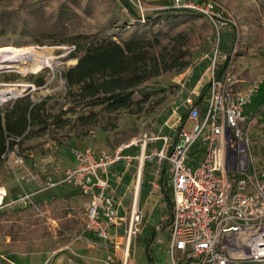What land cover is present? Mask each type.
<instances>
[{"label":"rangeland","instance_id":"374dc122","mask_svg":"<svg viewBox=\"0 0 264 264\" xmlns=\"http://www.w3.org/2000/svg\"><path fill=\"white\" fill-rule=\"evenodd\" d=\"M127 1L141 15L138 19L140 23L144 22L142 14L148 11L176 7L175 0ZM208 1L215 4V10L219 12L217 23L221 26L222 41H219L217 53H231L236 77L243 80L239 85L244 87L254 76L264 72V0H197V3ZM5 2H0V12L12 9ZM202 18L195 25L189 23L188 27L192 35L187 51L191 56L190 62L199 64L191 72L197 79L209 62L201 56L206 54L209 57L214 49L213 25L204 15ZM105 23L96 38L89 35L77 40L64 37L53 40L49 37L34 41L23 35L7 33L0 36V49H11L18 54L37 51L54 63L47 67H29L27 71L21 66L0 70V91L20 89L18 95L2 101L0 114L9 111L16 101L33 105L35 113L34 118L27 119L21 134L7 136L6 154L0 165V188L4 190L0 200V264H104L107 255H113L117 260L123 258L125 247L121 238L117 240L114 251H107L95 236L83 232L84 199L80 195L62 201L61 211L54 206L39 209L40 212L35 210L37 220L34 224L25 222L14 211V208L23 206L17 201L21 193L28 192L32 200H44L51 193L76 190L71 184L44 187L45 177L58 180L66 168L73 166L71 148L90 147L110 152L117 145L133 140L135 145L130 154L138 157L143 135L158 134L159 127H162V133H168L162 122L170 113L172 103L178 102L193 84L190 76L187 77L190 81L185 79L183 70L173 68L136 85L130 90V101L126 107L111 110L99 99L79 97L76 86H67L63 77L65 70L74 67L77 57L93 40L95 42L107 36L117 43L119 31L133 21L119 6L114 16ZM93 24L92 20H85L83 28L79 29L81 34H90ZM204 26L208 29L205 30ZM206 76L207 73L202 77L201 85ZM260 87L258 94L264 88L263 85ZM190 125L188 123L186 128L189 129ZM249 130L253 164L256 170L264 171V127L253 124ZM14 157H21L25 167L36 174L38 181L22 180L20 177L25 175V170L15 165ZM131 162L133 166L137 164L136 159ZM119 163L111 167L109 177L110 187L121 202L123 214L133 198L135 172L133 168L126 172ZM150 177L143 178L137 194L136 203L142 219L127 249V261L132 260L135 264H149L144 253V240L150 236L151 230L155 232L154 237L157 235L164 240V232L159 226L160 221L169 215L170 191L167 200L160 190L150 193ZM166 246L163 242L150 247L149 255L156 263L166 264L169 260L164 253Z\"/></svg>","mask_w":264,"mask_h":264},{"label":"built area","instance_id":"2783aa9c","mask_svg":"<svg viewBox=\"0 0 264 264\" xmlns=\"http://www.w3.org/2000/svg\"><path fill=\"white\" fill-rule=\"evenodd\" d=\"M175 6L191 8L211 20L214 49L209 57L201 56L209 61L202 76L178 102L172 103L162 122L171 134L160 133L162 127H159L158 134L143 135L138 157L130 154L135 145L133 140L117 145L110 152L90 147L71 148L73 166L66 168L58 180L45 177L44 187L71 184L81 193L82 230L101 241L107 251L110 248L114 251L117 240L122 239L123 258L117 260L107 255L104 264H135L127 261L126 256L142 219L136 203L142 170L144 163L152 164L148 182L153 193L161 190L157 179L163 163L162 177L170 189L171 218L161 228L164 240L156 235L148 245L149 250L164 242L167 245L164 253L169 259L166 264H264V171L255 169L249 148V129L256 124L255 117L244 114V108L252 102L260 86H264V72L241 87L239 82L243 80L236 77L231 53H217L221 26L217 23L219 12L215 4L175 0ZM193 65L196 63L183 70L186 80ZM205 73L206 93L194 103ZM188 123H191L189 129ZM134 159L137 164L133 198L126 213L121 214V202L110 187L109 170L120 162L122 169L128 171ZM13 162L25 170L22 180L38 181L21 157H14ZM17 201L33 205L28 192L21 193ZM34 209L40 212L39 208ZM151 264L158 263L153 260Z\"/></svg>","mask_w":264,"mask_h":264},{"label":"trees","instance_id":"16d2710c","mask_svg":"<svg viewBox=\"0 0 264 264\" xmlns=\"http://www.w3.org/2000/svg\"><path fill=\"white\" fill-rule=\"evenodd\" d=\"M5 1L0 0V2ZM6 3L12 9L0 12V36L7 33L23 35L34 41L49 37L53 40L63 37L77 40L89 35L96 38L105 22L118 11V7L125 9L133 23L127 24V28L119 31L118 42L107 36L95 42L93 40L84 48V53L77 57L74 67L63 73L67 86H76L79 97L99 99V102L105 103L111 110L126 107L130 101V90L149 77L156 76L163 70L173 68L176 71L184 70L191 63V56L187 51L192 35L189 34V23L195 25L203 20L202 15L191 9L175 7L148 11L142 14L144 22L140 23L138 19L141 15L127 0H20L17 2L8 0ZM85 20H92L94 23L88 35L81 34L79 30L83 28ZM207 29L206 26L205 30ZM219 41H222V35ZM218 47H220L219 43ZM198 66L199 64L193 65L191 72H194ZM221 67L222 64L219 65V69ZM189 76L193 83L197 80L192 73ZM187 80L190 81V78ZM207 84L206 81L198 96L194 97V103L199 102L204 96ZM262 90L261 94H258L260 91L258 90L253 96L244 114L254 116L256 124L264 127V88ZM32 107L33 105L30 106L26 101L23 103L16 101L9 111L0 114V165L1 155L7 145V136L11 133L14 136L21 134L27 119L35 117ZM163 165L162 163L161 176L157 181L163 198L167 200L170 189L162 177ZM151 170L152 164L144 163L142 180L144 177H150ZM73 195L81 196V193L76 190L68 193H51L44 200H33L34 206L28 203L14 208V211L25 222L34 224L37 220L34 207L45 210L48 206H54L61 211L63 208L61 202L69 201ZM170 204L169 201V215L160 221V228L171 218ZM154 233V230H151L150 236L144 240V253L149 264L153 260L149 255L148 245ZM108 250L111 251L112 248Z\"/></svg>","mask_w":264,"mask_h":264},{"label":"bare ground","instance_id":"6f19581e","mask_svg":"<svg viewBox=\"0 0 264 264\" xmlns=\"http://www.w3.org/2000/svg\"><path fill=\"white\" fill-rule=\"evenodd\" d=\"M50 57V56H49ZM50 59V58H49ZM44 54L40 52L30 51L25 54H18L14 50L3 48L0 49V70L23 67L25 71L29 67H47L53 66L52 60H49ZM56 63V62H55ZM56 65V64H55ZM20 92V89L11 88L0 91V104L3 100L9 99L10 97H15ZM3 188H0V200L3 195Z\"/></svg>","mask_w":264,"mask_h":264},{"label":"crops","instance_id":"0c3cea01","mask_svg":"<svg viewBox=\"0 0 264 264\" xmlns=\"http://www.w3.org/2000/svg\"><path fill=\"white\" fill-rule=\"evenodd\" d=\"M161 133H162V131H161ZM166 133H167V132H166ZM166 133H164V134H166ZM168 134H171L169 130H168ZM119 164H120V166H121L122 163H119ZM121 168H122V167H121ZM131 168L134 169V166L132 165ZM133 171H134V170H133ZM126 172H128V171H126ZM141 181H142V178H141ZM140 185H141V183H140ZM139 192H140V188H139ZM139 192L136 193V198H137V194H138Z\"/></svg>","mask_w":264,"mask_h":264}]
</instances>
